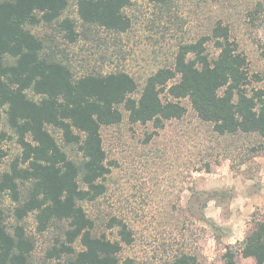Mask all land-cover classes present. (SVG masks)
<instances>
[{
  "label": "trees",
  "instance_id": "obj_1",
  "mask_svg": "<svg viewBox=\"0 0 264 264\" xmlns=\"http://www.w3.org/2000/svg\"><path fill=\"white\" fill-rule=\"evenodd\" d=\"M161 14H169L175 0H149ZM132 0H75L78 19L67 15L71 0H0V264H33L36 241L26 229L34 215L37 232L55 230L58 236L47 250L54 264H136L122 261L124 246L134 243L128 225L109 220L116 239L99 234L84 205L107 192L111 174L102 130L121 125L182 121L191 109L221 149H204L188 166V174L210 173L220 159H233L237 141L247 142L244 163L264 154V91L249 89L248 58L232 39L229 25L217 21L210 34L180 45L172 67L150 75L140 89L128 72H75L62 44L92 40L102 29L128 33ZM264 0L248 10L254 29L263 23ZM44 27L46 34L32 29ZM61 40V41H58ZM213 42L217 56L208 53ZM55 133L60 134V140ZM156 132V131H155ZM16 139L21 154L1 171L8 153L7 140ZM204 210L218 192H193ZM9 196L13 210L2 207ZM13 219V224L9 219ZM76 244H79L80 249ZM264 264V215L243 241L226 248L225 264L237 257ZM171 264H205L193 253L176 255Z\"/></svg>",
  "mask_w": 264,
  "mask_h": 264
},
{
  "label": "rangeland",
  "instance_id": "obj_2",
  "mask_svg": "<svg viewBox=\"0 0 264 264\" xmlns=\"http://www.w3.org/2000/svg\"><path fill=\"white\" fill-rule=\"evenodd\" d=\"M132 1L134 5L127 11L132 19L128 33L100 29L92 40L61 45L76 73L122 69L137 80L141 89L150 75L173 66L180 45L197 42L222 21L230 26L232 39L248 58L249 89L264 91V15L258 29L248 23L247 16L257 0H175L169 14H161L149 0ZM74 4L71 0L67 15L78 19ZM32 31L38 36L46 34L44 27ZM207 49L211 56L219 53L213 42ZM184 103L189 108L188 116L167 122L162 130H155L152 123L132 125L127 118L119 126L102 130L112 172L106 181V194L84 207L96 221L99 234L106 233L111 239L117 237L116 230L107 226L111 218L128 225L134 243L124 246L122 261L171 264L176 255L187 252L205 264H225L226 248L243 241L253 230L256 218L264 215V154L244 163L242 148L247 142L237 141L231 148L233 159L214 162L210 173L188 174L191 160L204 149H221V144L211 139L209 127L199 122L187 101ZM2 130L9 131L4 124L0 125ZM55 135L61 143L60 134ZM2 147L8 156L1 171L21 154L15 138ZM193 192H218L219 196L204 210L201 202L195 201L191 213ZM2 207L9 213L13 210L9 196L3 199ZM9 223L13 224L12 218ZM25 225L36 241L33 264H51L45 257L58 232L38 233L34 215ZM76 246L80 249L79 244ZM237 261L255 264L254 259L241 255Z\"/></svg>",
  "mask_w": 264,
  "mask_h": 264
}]
</instances>
